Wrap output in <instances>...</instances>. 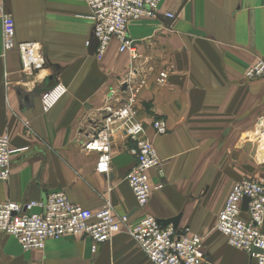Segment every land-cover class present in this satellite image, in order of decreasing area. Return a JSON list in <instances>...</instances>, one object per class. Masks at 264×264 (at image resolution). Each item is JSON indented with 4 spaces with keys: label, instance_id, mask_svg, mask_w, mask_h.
I'll return each mask as SVG.
<instances>
[{
    "label": "crops",
    "instance_id": "1",
    "mask_svg": "<svg viewBox=\"0 0 264 264\" xmlns=\"http://www.w3.org/2000/svg\"><path fill=\"white\" fill-rule=\"evenodd\" d=\"M0 7L14 21L15 42L41 45L46 62L34 75L23 74L17 51H3L0 20V136H8L13 151L0 204L60 192L92 212L108 201L132 223L146 215L179 217L178 230L202 239L200 264H256L228 244L216 222L233 185L264 183L258 127L264 80L244 78L264 58V0H163L156 18L129 22L133 53L119 52L113 40L103 57L89 54L93 23L84 0H0ZM166 14L174 16L169 28L158 18ZM130 77L133 121L165 161L162 175L148 172L151 194L143 208L126 181L134 143L117 125L106 172L97 171L100 153L83 146L105 108L122 106L132 93L119 91ZM57 83L67 92L45 112L41 95ZM157 119L166 134H155ZM240 218L247 221V213ZM91 247L87 237L67 236L26 252L13 237L0 236V264H153L124 232L95 253Z\"/></svg>",
    "mask_w": 264,
    "mask_h": 264
},
{
    "label": "built area",
    "instance_id": "2",
    "mask_svg": "<svg viewBox=\"0 0 264 264\" xmlns=\"http://www.w3.org/2000/svg\"><path fill=\"white\" fill-rule=\"evenodd\" d=\"M90 10L93 23L92 35L97 41L96 57H103L110 43H119V52H132L128 40V24L141 18H156L163 0H84ZM173 18L171 14L165 15ZM1 35L3 51L16 50L21 62V72L32 76L45 67L42 46L37 43H16L14 21L0 7ZM135 57V55H134ZM133 57V58H134ZM133 71V70H132ZM247 80H264V58L258 60L244 72ZM131 77L120 88L126 96L120 107H106L105 115L95 132L85 135V149L100 153L97 171L104 173L110 162L112 135L120 130L124 137L134 143L131 154L135 165L126 176L138 208L147 205L151 188L148 172L154 170L163 174L165 161L158 154L145 135L142 124L133 121L136 90H131ZM161 83L162 81L159 80ZM66 88L57 83L41 95L43 111L51 110L66 94ZM114 94L110 92L109 99ZM263 118L258 120L260 136H264ZM156 135H164L167 127L162 119L153 122ZM8 136H0V182H8L11 174V159ZM244 198H248V220L240 218ZM264 219V183L242 180L231 188L223 208L218 214L216 230L224 235L228 244L247 253L256 264H264V233L261 226ZM124 232L138 245L146 258L153 264H200L204 260L202 239L192 234L188 228L174 229L171 225L162 227L151 216H144L136 223L127 216L117 215L107 201L98 211L92 212L73 204L60 192L52 193L41 200L24 203L4 202L0 204V236L13 237L23 251L42 250L49 240L63 237H87L92 243V253L97 246L108 242L111 237Z\"/></svg>",
    "mask_w": 264,
    "mask_h": 264
},
{
    "label": "water",
    "instance_id": "3",
    "mask_svg": "<svg viewBox=\"0 0 264 264\" xmlns=\"http://www.w3.org/2000/svg\"><path fill=\"white\" fill-rule=\"evenodd\" d=\"M184 4V3H183ZM181 8V7H180ZM158 18L163 22L164 25H166L168 28L171 26L172 22H173V18H168L166 16H162V15H159ZM97 46V41L93 38V35H91V38L89 40V44H88V51H89V54H94V51H95V48ZM49 81V79H47V81H45V83H47ZM249 202V199L248 198H244L243 199V202H242V206H241V210L243 212H246L247 211V203ZM178 220H179V217L177 218H174L172 220H169V221H158V223L161 224L162 227H165L167 225H171L174 229H178L177 226H178Z\"/></svg>",
    "mask_w": 264,
    "mask_h": 264
},
{
    "label": "rangeland",
    "instance_id": "4",
    "mask_svg": "<svg viewBox=\"0 0 264 264\" xmlns=\"http://www.w3.org/2000/svg\"><path fill=\"white\" fill-rule=\"evenodd\" d=\"M261 59H263V58H261ZM258 60H260V59H258ZM258 60H257V61H258ZM257 61H256V62H257ZM256 62H255V63H256ZM255 63H254V64H255ZM254 64H253V65H254ZM253 65H251V66H253ZM251 66H250V67H251ZM246 70H247V69H246ZM246 70H245V71H246ZM253 80H254V79H253Z\"/></svg>",
    "mask_w": 264,
    "mask_h": 264
}]
</instances>
